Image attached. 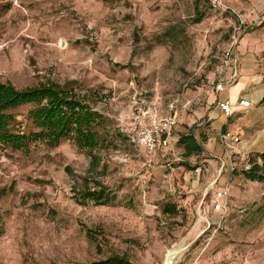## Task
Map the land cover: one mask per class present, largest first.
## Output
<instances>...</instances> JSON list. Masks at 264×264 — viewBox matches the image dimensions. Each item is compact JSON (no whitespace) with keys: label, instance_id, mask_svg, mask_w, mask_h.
Listing matches in <instances>:
<instances>
[{"label":"rangeland","instance_id":"rangeland-1","mask_svg":"<svg viewBox=\"0 0 264 264\" xmlns=\"http://www.w3.org/2000/svg\"><path fill=\"white\" fill-rule=\"evenodd\" d=\"M213 1L0 0V80L73 90L115 142L93 171L70 141L0 149V264H264V183L244 176L261 153L237 155L233 173L227 159L219 176V138L232 126L264 151V99L220 128L209 117L223 116L214 101L224 52L264 44V0ZM255 54L264 65V49ZM30 109L15 111L24 130ZM170 116L171 145L151 154L138 138ZM189 133L200 155L179 145ZM217 181L231 188L223 219L211 206ZM84 183L116 197L76 199Z\"/></svg>","mask_w":264,"mask_h":264},{"label":"trees","instance_id":"trees-1","mask_svg":"<svg viewBox=\"0 0 264 264\" xmlns=\"http://www.w3.org/2000/svg\"><path fill=\"white\" fill-rule=\"evenodd\" d=\"M5 10L0 6V15ZM25 106H31L28 130L22 128L15 114ZM112 138L106 130L104 115L73 90L53 83L19 89L0 80V149L27 154L33 144L57 148L70 141L91 159L90 171H93L102 161L99 152L114 145ZM179 145L186 156L200 155L204 151L195 133L180 135ZM259 158L263 164L254 161L244 171V176L247 180L264 183V153L259 154ZM84 186L76 199L107 205L116 197L101 183L93 188L88 183ZM95 264L133 263L125 257L113 256Z\"/></svg>","mask_w":264,"mask_h":264},{"label":"built area","instance_id":"built-area-1","mask_svg":"<svg viewBox=\"0 0 264 264\" xmlns=\"http://www.w3.org/2000/svg\"><path fill=\"white\" fill-rule=\"evenodd\" d=\"M213 3L216 6H224L223 0H214ZM241 23L245 24L243 20H241ZM239 61L240 59L237 55L236 45L230 46V48H228L223 55L220 79L215 85V90L217 92L227 91L239 81V75L235 69L239 64ZM239 104L244 109L251 107V103L246 100H241ZM220 108L222 112L228 117L234 115L233 106L230 101L220 103ZM177 124L178 121L176 116H170L168 118L161 119L157 121V124L153 130L141 134L138 138V141L141 142L145 149L151 154H154L157 151H164L171 145L172 132ZM219 139L221 145L225 149L227 159L230 162L229 165H231L230 169L233 173L236 170L233 160H236L237 155H239L238 145L240 143V139L232 135L230 132L220 135ZM226 166H228V164L222 165L219 176L222 175L223 169L226 168ZM249 168L250 167L248 166L247 169ZM210 190L214 191V201L211 205L212 212L213 214L220 215L221 219H223L230 211V184L225 183L220 185L217 181L211 185Z\"/></svg>","mask_w":264,"mask_h":264},{"label":"crops","instance_id":"crops-1","mask_svg":"<svg viewBox=\"0 0 264 264\" xmlns=\"http://www.w3.org/2000/svg\"><path fill=\"white\" fill-rule=\"evenodd\" d=\"M264 44L260 43H248L245 41H241L236 47L237 55L240 59L238 66L235 68L239 75V81L232 86L229 90L224 92H216L218 97L215 99L214 103L217 102L220 111V103L225 101H230L233 106L234 115L241 112H248L252 109L254 104H257L264 99V65L258 61V57L255 54L258 50H263ZM241 100H246L251 103V107L248 109H244L240 106L239 102ZM253 110V109H252ZM255 110V109H254ZM223 116L219 115V112L216 111L209 115L210 120H213L212 125L217 124L218 127H223L227 120L224 118L228 117L226 114L222 112ZM233 115V116H234ZM231 116V117H233ZM230 132L235 137H240L235 134L237 131V126H232ZM247 138L245 135L244 138ZM243 137H241L242 139ZM240 139V142H241ZM241 144V145H240ZM239 155L246 156L250 153H263V150H260L259 142H252L248 140L246 143H239L238 145ZM224 156V155H223ZM228 164L227 157L225 156V160L222 162V165ZM225 184V182L220 185ZM212 185V184H211ZM211 188V186H210ZM213 191V190H210Z\"/></svg>","mask_w":264,"mask_h":264},{"label":"bare ground","instance_id":"bare-ground-1","mask_svg":"<svg viewBox=\"0 0 264 264\" xmlns=\"http://www.w3.org/2000/svg\"><path fill=\"white\" fill-rule=\"evenodd\" d=\"M166 264H170V262L168 261Z\"/></svg>","mask_w":264,"mask_h":264}]
</instances>
